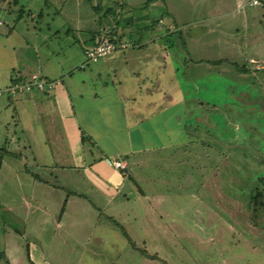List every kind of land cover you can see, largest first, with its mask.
Instances as JSON below:
<instances>
[{
  "label": "rangeland",
  "instance_id": "374dc122",
  "mask_svg": "<svg viewBox=\"0 0 264 264\" xmlns=\"http://www.w3.org/2000/svg\"><path fill=\"white\" fill-rule=\"evenodd\" d=\"M251 2L0 0V247L13 240L12 264H28L33 237L37 264H264V72L248 62L264 65V0ZM110 33L118 48L87 60ZM21 69L59 86L54 102L8 96ZM75 122L111 134L94 138L106 151H132L123 183L106 179L112 195L68 169ZM82 145L85 163L110 168Z\"/></svg>",
  "mask_w": 264,
  "mask_h": 264
},
{
  "label": "crops",
  "instance_id": "0c3cea01",
  "mask_svg": "<svg viewBox=\"0 0 264 264\" xmlns=\"http://www.w3.org/2000/svg\"><path fill=\"white\" fill-rule=\"evenodd\" d=\"M0 25H1V22H0ZM87 46L88 47L83 48V51H85V50L89 49L90 47H92V43H88ZM248 62L252 66L251 70H255V68H256L257 70H255V71L264 72V65H260L259 64V66H257L258 61L254 60V59H249ZM32 69H33V67H32ZM247 70L250 71L249 69L245 68L242 71V73H247ZM34 72L35 71H32L31 69H21V70H19L18 72L15 73L16 75L12 79L10 78L8 84H10L16 78L24 79L29 74L34 73ZM48 73H45L43 76H45L47 79H57V77L55 75H52V74L50 75ZM60 83H61L60 84V86H61L62 85V81ZM58 87L55 88L51 92V94L43 93V92L42 93L41 92H37V101H38V103L41 102L40 100H48V101H45L46 103L47 102H51V100H52V102H54V97H56L57 93H59V90H61ZM64 90H65V93H66L68 91V88H64ZM70 90H71V87H70ZM75 94L77 95V93H75ZM93 94L96 96L95 93H93V92L90 93V95H93ZM24 95L28 97L27 98L28 102L29 101H33L32 98H31V93H27V94H24ZM95 98H97V97H95ZM197 102H198L199 105H202L201 104L202 103L201 100H198ZM53 105H54V103L49 104L47 109H48V112L51 113L53 115V117L55 118L56 115L54 114V112H55L54 108L49 110V106L53 107ZM31 109H34L33 104H31ZM71 110H72V118L75 119L73 107H71ZM124 110H125V108H124ZM129 110H131V113L133 115H136L138 117V112H137V108L136 107L130 105V107L128 108V111ZM41 117H42V115H41ZM126 117L128 119H131V114H129V115L126 114ZM103 122H105V121L102 120L101 123H103ZM127 122L125 123L126 124V128H127ZM74 127L76 129L73 131V134L70 136L72 138L68 137L69 138L68 141L71 144L69 154L71 155V159L74 160V162H75L74 164L75 165H73V166L71 165V168H68V169L72 170V169L76 168L77 166H80V169L83 170L82 171L83 177H82V180H81L82 182H86L87 184H91V185L92 184H96V185L100 186L101 187L100 189H103V191L105 193L108 192V189L110 188V192H108V193L112 195L114 193L115 187L116 186H120L123 183L122 182L123 181L122 178L119 177L118 174H120L121 172H124V171H126L128 169V163H127L128 162V158H129L128 154H130L132 151H121V150H117V151L108 150V151H106V149L101 148V146L99 144V140L98 139H94V138L100 136L103 140H107V138H108V140H111L112 139L111 138V134L109 135L108 133H103V135H101L100 132H95L97 130L96 129L93 130L92 128H88L85 131L81 126H78L76 122H75ZM109 127L112 128L113 126H109ZM82 134H83V136L90 138V140L92 141L93 145L97 148V150L100 151L103 154L102 156H104L105 158L109 159L110 168L107 167L106 165H103L101 162L99 163L98 161H95L94 159H91V160H89V162H86V163H85V161H83L84 160V150H83V145H82V143H83ZM119 134H121L123 136L122 132H119ZM89 153L91 154L90 151H89ZM113 160L120 161V162L124 163L127 167L125 169H123V170L115 169L112 166V164H111V161H113ZM43 167L44 168H48L49 174L51 176H53V174L55 173V170H56L53 163H50V165H43ZM77 168H79V167H77ZM53 170H54V172H53ZM27 172L30 173L29 171H27ZM31 174H33V173H31ZM38 178L39 179L34 178V180L39 181L40 183H45L47 185L48 184L50 185V183L45 182L40 177H38ZM106 179L111 180L113 182V184H114L113 186H115V187H113L111 184H109ZM73 180H75V179H73ZM103 183L105 185H103ZM75 186H76V189L74 188V190H69L70 191L69 193L71 194V192L72 193L76 192V193L82 194L81 191H78L80 185L75 183ZM77 187H78V189H77ZM0 219H2V218H0ZM7 219H8V222H10L11 224L16 225L17 227L20 228L21 231L17 230L16 228H14L12 226L8 227L9 230L15 231L19 235L30 230V228H27L28 227L27 224H30L29 223V219L30 218H25V219L24 218H7ZM57 222H59V220H57ZM34 223H36V222H34ZM57 227H59V225H57ZM0 235H2L1 234V228H0ZM2 237H3V235H2ZM4 239L5 240L1 244L2 246L0 247V252L3 253L2 257H4L5 260L7 259L8 264H12L11 263L12 260H11V258H9V252H8V250L10 251L11 249H8V248H10V245L13 242V240L11 242H7L6 238H4ZM31 242H32L31 243L32 247H34V249L32 250V252L34 254L31 253L30 246H29V244H27L28 246L26 247V257L25 258H26L28 264H37V260L35 258H33V256H37V242H38V239L36 237H33ZM16 245H19V244L17 243ZM10 253H11V251H10ZM44 262L45 261H41L40 260L39 264H46Z\"/></svg>",
  "mask_w": 264,
  "mask_h": 264
},
{
  "label": "built area",
  "instance_id": "2783aa9c",
  "mask_svg": "<svg viewBox=\"0 0 264 264\" xmlns=\"http://www.w3.org/2000/svg\"><path fill=\"white\" fill-rule=\"evenodd\" d=\"M257 0H252L251 5H257ZM121 49L127 47L126 44H120ZM118 47L114 43H100L85 51V57L87 60L94 62L98 58L110 54L112 51L116 50ZM58 84V83H56ZM55 83L51 81H44L43 77L38 73L34 72L29 74L24 79H15L12 81L5 89L6 94L10 97H14L17 94H24L30 92H50L54 89ZM1 94V92H0ZM120 161L113 162V165L118 170H123L126 165Z\"/></svg>",
  "mask_w": 264,
  "mask_h": 264
},
{
  "label": "trees",
  "instance_id": "16d2710c",
  "mask_svg": "<svg viewBox=\"0 0 264 264\" xmlns=\"http://www.w3.org/2000/svg\"><path fill=\"white\" fill-rule=\"evenodd\" d=\"M17 3V0H13V4L14 3ZM254 6V5H253ZM9 7V6H8ZM11 8V7H10ZM10 8H8V11H10ZM121 39V38H120ZM119 39V37H116L115 36V34H113V33H110V34H107L106 36H104V39H103V41H101L100 39H99V37H98V40L97 41H95V42H92V47H94V46H96V45H98V44H100V43H116V41L118 40H120ZM92 47H90V48H92ZM89 48V49H90ZM88 50V49H87ZM86 51V50H85ZM85 51H84V53H85ZM244 66H241V67H238V69H239V71H243L245 68H243ZM16 79H20V78H16ZM53 91V90H52ZM52 91H50V92H52ZM49 92V93H50ZM42 93V92H41ZM43 93H46V92H43ZM82 141H89V142H91L92 143V141L90 140V138H88V137H85V136H83L82 137ZM9 155L8 154V152L7 151H5V148H0V168H1V165H2V160H3V157L5 156V155ZM11 154V153H10ZM17 158H18V156H17ZM33 176H34V178H36V179H39L38 177V175H36V174H33ZM261 182H263L264 180L263 179H259ZM256 193H258V194H255L251 199H253V200H251V202H253V203H255L256 202V196L257 195H259V192L258 191H255ZM143 254H144V256H147V254L145 253V251H143Z\"/></svg>",
  "mask_w": 264,
  "mask_h": 264
}]
</instances>
